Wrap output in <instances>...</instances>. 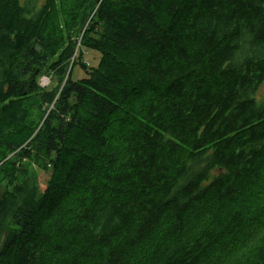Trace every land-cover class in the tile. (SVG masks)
<instances>
[{
	"label": "trees",
	"instance_id": "trees-1",
	"mask_svg": "<svg viewBox=\"0 0 264 264\" xmlns=\"http://www.w3.org/2000/svg\"><path fill=\"white\" fill-rule=\"evenodd\" d=\"M54 1L0 0V264H208L264 228V0H66L61 34ZM34 151L42 194L10 160Z\"/></svg>",
	"mask_w": 264,
	"mask_h": 264
},
{
	"label": "rangeland",
	"instance_id": "rangeland-1",
	"mask_svg": "<svg viewBox=\"0 0 264 264\" xmlns=\"http://www.w3.org/2000/svg\"><path fill=\"white\" fill-rule=\"evenodd\" d=\"M65 1L66 0H55L53 6L51 7V12L49 14V25L50 27H53L55 29L60 30V34L64 33L66 30L65 25L67 21V17H69V14L66 13L65 9ZM97 2V1H95ZM93 6V2L89 5L88 11L85 12L86 15V21L84 23L83 28L79 31V34L83 33V29L87 24L88 18L91 16V7ZM90 19V18H89ZM166 20H169V16H166ZM89 23V22H88ZM75 37H78L75 35ZM49 58L54 62L58 57L53 55V53L50 54ZM101 53L97 50L91 49L89 52H84L83 54V60L86 63L87 68H91L92 66H97L100 62ZM79 60L75 59V62H78ZM71 63L70 65V75L74 79L83 78L87 76L85 68L77 63ZM50 76H43L40 80L41 84L43 86L53 88L55 86L60 85L59 78L49 73ZM57 82L58 85H57ZM255 97L257 98V101L264 105V82L260 85L258 88ZM37 114L33 116V120H36ZM40 119L38 123L41 121ZM11 161L19 162L20 165H24L25 168L28 170V177L26 178L27 184L30 188H38L39 192L42 194L46 187V182L51 177V166L49 164V161L47 158H45L43 155L37 152H32V155L30 158H22L15 154L11 155L10 157ZM4 185L7 187V184L4 183ZM4 188H0L1 190H4ZM261 192L264 194V184H261L260 186ZM69 206V201L66 202L65 208ZM211 211H214L212 209ZM211 211H207L206 214H203L201 217L195 216L192 218V221L190 222L186 234L189 235L193 231L201 232L204 228H206L209 224L207 221V217H210L211 220L216 218L215 215H211ZM227 212L228 210L224 208V212ZM44 215V212L42 213ZM211 215V216H210ZM207 216V217H206ZM40 218H38L37 224H39ZM9 227H13V218L11 217L8 222ZM264 235V228L262 225H256V224H249L247 227L243 228L242 230L232 234L230 237H228L227 241L222 243V249L218 250L217 253L223 257L218 259L217 254L214 255L211 258V262L208 264H237L245 257H250L253 254L254 247L257 246V244L260 241V238Z\"/></svg>",
	"mask_w": 264,
	"mask_h": 264
}]
</instances>
